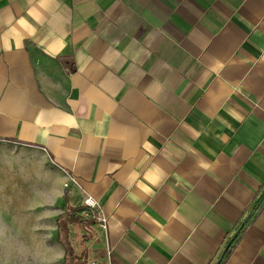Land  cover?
I'll return each instance as SVG.
<instances>
[{
	"label": "crops",
	"instance_id": "obj_1",
	"mask_svg": "<svg viewBox=\"0 0 264 264\" xmlns=\"http://www.w3.org/2000/svg\"><path fill=\"white\" fill-rule=\"evenodd\" d=\"M0 147L84 207L72 264H219L264 193V0H0ZM223 264H264V203Z\"/></svg>",
	"mask_w": 264,
	"mask_h": 264
},
{
	"label": "rangeland",
	"instance_id": "obj_2",
	"mask_svg": "<svg viewBox=\"0 0 264 264\" xmlns=\"http://www.w3.org/2000/svg\"><path fill=\"white\" fill-rule=\"evenodd\" d=\"M10 152L20 155L22 164L15 158V164L20 167L14 173L8 159H0V264H45V247L53 248L54 264H62L60 257L57 258L62 247L57 240V219L64 208L59 175L53 171L52 209L38 204L45 198L47 186L39 182L41 174L36 169L27 170L29 163L38 157L17 149ZM79 235L78 227L73 232L71 246L81 251Z\"/></svg>",
	"mask_w": 264,
	"mask_h": 264
},
{
	"label": "trees",
	"instance_id": "obj_3",
	"mask_svg": "<svg viewBox=\"0 0 264 264\" xmlns=\"http://www.w3.org/2000/svg\"><path fill=\"white\" fill-rule=\"evenodd\" d=\"M264 203V193L259 198L257 203L253 206L251 209L248 217L243 223V226L238 229L237 234L231 238L227 244V248L225 252L222 255V259L219 262V264L225 263V261L230 257V255L234 252L237 244L242 239V232L244 231V228L246 224L253 218L255 215L259 212L260 208L262 207ZM84 210V207H73L68 202L65 204V207L63 209V213L58 217L57 219V240L58 242L63 245L66 248V257L65 262L67 264H72L73 261V254L69 243V226L72 223H81V224H87L90 221L85 220L82 215L79 213ZM92 211V210H91ZM90 211V212H91Z\"/></svg>",
	"mask_w": 264,
	"mask_h": 264
},
{
	"label": "built area",
	"instance_id": "obj_4",
	"mask_svg": "<svg viewBox=\"0 0 264 264\" xmlns=\"http://www.w3.org/2000/svg\"><path fill=\"white\" fill-rule=\"evenodd\" d=\"M89 202H90V201H88L87 203H88V204H90ZM90 206H92V205L90 204ZM92 207H93V206H92ZM103 222H105V220H104V219H103Z\"/></svg>",
	"mask_w": 264,
	"mask_h": 264
}]
</instances>
